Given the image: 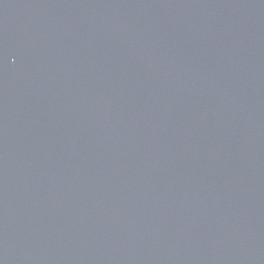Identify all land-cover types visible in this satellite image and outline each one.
<instances>
[{"label": "water", "instance_id": "1", "mask_svg": "<svg viewBox=\"0 0 264 264\" xmlns=\"http://www.w3.org/2000/svg\"><path fill=\"white\" fill-rule=\"evenodd\" d=\"M0 264H264V0H0Z\"/></svg>", "mask_w": 264, "mask_h": 264}]
</instances>
